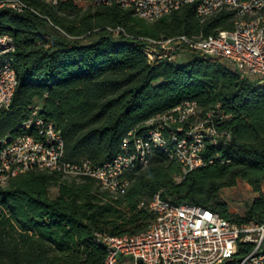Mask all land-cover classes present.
Instances as JSON below:
<instances>
[{
  "label": "trees",
  "instance_id": "trees-1",
  "mask_svg": "<svg viewBox=\"0 0 264 264\" xmlns=\"http://www.w3.org/2000/svg\"><path fill=\"white\" fill-rule=\"evenodd\" d=\"M26 1L31 9L22 12L0 7V33L14 39L17 77L9 106L0 108V141L21 131L35 104L59 128L63 160L73 164L110 160L125 137L146 133L148 119L184 100L197 103L199 116L209 113L222 135L205 143L206 162L183 174L179 162L156 147L145 166L125 171L121 194L87 174L11 176L0 186V264H102L107 251L96 234L145 229L156 193L230 220L264 221V84L193 49L184 62L150 63L144 52L149 38L230 27L229 13L201 21L195 4L184 3L146 21L117 3L81 8L73 0ZM238 179L257 193L241 215L230 214L219 194Z\"/></svg>",
  "mask_w": 264,
  "mask_h": 264
},
{
  "label": "built area",
  "instance_id": "built-area-1",
  "mask_svg": "<svg viewBox=\"0 0 264 264\" xmlns=\"http://www.w3.org/2000/svg\"><path fill=\"white\" fill-rule=\"evenodd\" d=\"M45 1L55 4L58 0ZM84 1L117 3L131 8L146 21H153L184 3L195 4L201 21L229 13L230 27H219L214 33L149 38L144 48L148 62L174 60L179 51L193 49L220 59L242 78L264 84V0ZM3 6L16 12L31 9L26 0H0V7ZM14 50L13 37L0 33V108L9 106L17 84ZM198 111L194 100H184L156 114L147 120L151 127L146 133L125 137L118 153L101 165L92 166L87 160L80 164L63 160L61 132L40 114L39 105L35 104L21 131L0 141V186L26 170L61 171L87 174L111 194H121L128 185L125 171L137 164L145 166L156 147L179 162L181 174L186 173L206 162L201 153L205 143H216L222 135L211 115L199 116ZM225 135L228 137V133ZM147 209L152 218L139 232L96 234L107 251L102 264H264V221L230 220L200 205L173 204L158 193L148 202Z\"/></svg>",
  "mask_w": 264,
  "mask_h": 264
},
{
  "label": "rangeland",
  "instance_id": "rangeland-1",
  "mask_svg": "<svg viewBox=\"0 0 264 264\" xmlns=\"http://www.w3.org/2000/svg\"><path fill=\"white\" fill-rule=\"evenodd\" d=\"M73 1L77 7L83 8L87 6V2L84 0ZM189 58L190 54L187 50H181L176 54L174 61L184 62ZM261 190L264 191V183H262ZM219 194L221 198L227 201L230 214L238 215L242 214L245 202L251 200L257 195V193L251 189V186L246 181L241 179H238L233 186L223 187Z\"/></svg>",
  "mask_w": 264,
  "mask_h": 264
}]
</instances>
